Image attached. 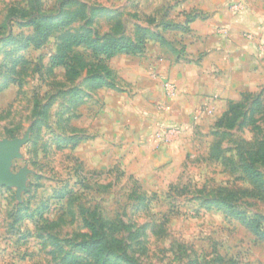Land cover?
Returning <instances> with one entry per match:
<instances>
[{
	"label": "rangeland",
	"instance_id": "obj_1",
	"mask_svg": "<svg viewBox=\"0 0 264 264\" xmlns=\"http://www.w3.org/2000/svg\"><path fill=\"white\" fill-rule=\"evenodd\" d=\"M62 1L0 0V142L28 134L9 165L12 175L26 172L24 190L0 185V264H94L76 248L84 218L110 241L112 264H264V164L253 167L255 176L243 170L264 146V84L240 95L252 112L233 129L217 125L226 108L188 126L158 122L144 141L110 118L106 102L128 92L112 68L124 56L108 61L113 88L91 89L50 65L59 38L85 26L143 42V52L127 59L185 65L197 42L193 25L213 15L185 9L188 0H77L85 20L39 48L26 46L33 30L18 26L16 13L8 19L10 9L55 16ZM223 4L237 20L254 5L264 13V0ZM215 33L230 40L225 26ZM162 88L165 96L176 91L169 79Z\"/></svg>",
	"mask_w": 264,
	"mask_h": 264
},
{
	"label": "crops",
	"instance_id": "obj_2",
	"mask_svg": "<svg viewBox=\"0 0 264 264\" xmlns=\"http://www.w3.org/2000/svg\"><path fill=\"white\" fill-rule=\"evenodd\" d=\"M224 1L188 0L184 5L213 15L193 25L197 42L189 46L187 64L156 61L153 55L136 60L115 57L124 56L121 66L112 68L128 92L109 95L110 118L118 119L121 127L130 126L145 141L158 122L188 126L197 117L220 115L229 102L264 84V13L254 5L246 12L248 19L237 20L224 14ZM220 26L228 28L229 41L215 33ZM248 30L250 35L245 33ZM165 79L176 85L172 96H165ZM158 105L166 106V111L158 110Z\"/></svg>",
	"mask_w": 264,
	"mask_h": 264
},
{
	"label": "trees",
	"instance_id": "obj_3",
	"mask_svg": "<svg viewBox=\"0 0 264 264\" xmlns=\"http://www.w3.org/2000/svg\"><path fill=\"white\" fill-rule=\"evenodd\" d=\"M86 5L77 0H64L55 16H48L38 12L29 14L27 11H17L10 9L8 19L14 13L23 20L20 27L32 28L33 33L27 37L26 46L35 48L41 47L48 38L56 31L66 29L76 21L86 18ZM191 20V19H190ZM6 45H12L14 38L8 35L5 39ZM2 44V40H0ZM144 50V44L140 40L134 41L122 36H100L87 26L75 33H65L62 35L55 50L50 57L51 67H63L70 80L83 78L91 89L113 88V73L108 67V61L117 55H136ZM246 100L229 102L226 111L217 122L218 127L233 129L240 119L245 120L249 113L245 110ZM35 113V109L33 111ZM264 164V146L248 154L247 164L244 172L250 176L257 173L253 167ZM94 220L83 219L84 240L76 245L80 252L90 257L94 264H112L111 243L105 237L101 227H98ZM246 225L253 231L258 227L251 221ZM129 264H136L126 258Z\"/></svg>",
	"mask_w": 264,
	"mask_h": 264
},
{
	"label": "water",
	"instance_id": "obj_4",
	"mask_svg": "<svg viewBox=\"0 0 264 264\" xmlns=\"http://www.w3.org/2000/svg\"><path fill=\"white\" fill-rule=\"evenodd\" d=\"M28 134L22 140H2L0 142V185L6 187H16L18 192L24 190L25 171H20L17 175L9 172L10 157L16 150L26 143Z\"/></svg>",
	"mask_w": 264,
	"mask_h": 264
},
{
	"label": "built area",
	"instance_id": "obj_5",
	"mask_svg": "<svg viewBox=\"0 0 264 264\" xmlns=\"http://www.w3.org/2000/svg\"><path fill=\"white\" fill-rule=\"evenodd\" d=\"M165 90H166L167 92L172 93V92L174 91V87H173L171 84L166 83V84H165Z\"/></svg>",
	"mask_w": 264,
	"mask_h": 264
}]
</instances>
